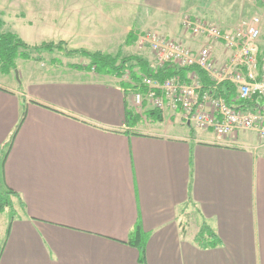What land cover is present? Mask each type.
I'll return each instance as SVG.
<instances>
[{
    "label": "crops",
    "instance_id": "0c3cea01",
    "mask_svg": "<svg viewBox=\"0 0 264 264\" xmlns=\"http://www.w3.org/2000/svg\"><path fill=\"white\" fill-rule=\"evenodd\" d=\"M10 1L0 0V32L37 43L46 36L20 27L42 24L54 31L50 42L122 56L134 54L129 33L165 31L182 7V0ZM233 14L210 20L228 29L241 13ZM238 18L232 26L245 17ZM223 48L214 53L220 65L228 62ZM51 54L67 65L89 62ZM50 61L17 58L14 70L0 72V182L14 192L12 218L0 212V264H264V145L254 132L218 136L169 105L152 120L150 105L135 106L127 79L71 66L37 71ZM202 224L217 244L196 242Z\"/></svg>",
    "mask_w": 264,
    "mask_h": 264
},
{
    "label": "built area",
    "instance_id": "2783aa9c",
    "mask_svg": "<svg viewBox=\"0 0 264 264\" xmlns=\"http://www.w3.org/2000/svg\"><path fill=\"white\" fill-rule=\"evenodd\" d=\"M260 24L261 18L257 15L241 19L230 29L184 18L185 29L194 34L205 33L224 45L228 51V62L223 65L215 63L209 46L194 51L179 40L154 31L141 33L136 40L141 48L146 46L150 52L153 68L164 63L176 67L197 65L215 85L228 81L245 107L229 105L215 92L201 91L195 73H188L185 82L177 75L164 82L143 77L146 91L134 93L135 106L141 110L145 103L161 111L167 105L179 107L187 123L194 128L211 129L218 136L252 131L260 145H264V51L259 45Z\"/></svg>",
    "mask_w": 264,
    "mask_h": 264
},
{
    "label": "trees",
    "instance_id": "16d2710c",
    "mask_svg": "<svg viewBox=\"0 0 264 264\" xmlns=\"http://www.w3.org/2000/svg\"><path fill=\"white\" fill-rule=\"evenodd\" d=\"M2 20L0 19V27ZM136 35L129 33L125 40V44H133L136 39ZM42 52H58L64 56H85L89 59V63L86 65H73L76 68L93 70L101 74H110L119 78H123L125 75L128 77V81L123 82L125 88H129L135 92L144 93L146 86L142 83L143 77H149L153 80L164 82L166 79L177 75L181 81L187 80L188 73H195L201 85V91L215 92L217 95L224 97L225 101L229 105L236 106L238 108L245 107L244 101L236 97L234 87L228 81H221L216 84L210 79L208 74L199 66L191 65L185 67H176L169 63H164L162 66L153 68L149 62L138 54H131L122 56L121 53L115 55L104 54L102 52H91L85 49H69L65 41L58 42H42L36 45H30L23 41L17 34L6 31L0 32V72L7 74L16 68V59H34L42 60ZM35 54L34 56L32 54ZM213 86H216L214 89ZM25 110L23 109L20 114L19 121L13 130L9 143L14 138L18 128L22 124L25 117ZM162 111L159 109H148L145 111L147 118L152 120H162ZM128 119V113H126ZM6 158V153L0 156V171L3 167ZM13 191L4 188L0 182V212L8 209L10 217L12 218V202L11 195ZM135 233L138 235L139 228H134ZM133 231V234H134ZM196 242L199 245H215L218 243V239L215 237V233L209 229L206 224H202L200 230L196 236ZM3 243L0 246V252L2 250ZM140 259H143V246L139 245Z\"/></svg>",
    "mask_w": 264,
    "mask_h": 264
},
{
    "label": "rangeland",
    "instance_id": "374dc122",
    "mask_svg": "<svg viewBox=\"0 0 264 264\" xmlns=\"http://www.w3.org/2000/svg\"><path fill=\"white\" fill-rule=\"evenodd\" d=\"M19 1L20 0H17V1L11 0L10 4L14 5L15 2H19ZM63 1H65V0H35V2H37L36 4H38V2H40V4L43 3V5L48 4V3L52 4L53 2H63ZM200 7H202V8H200ZM143 11L144 10L142 8H139V14H138V18H137L138 20L142 19V12ZM201 11L204 12L205 16H200ZM226 12H229L231 14H233V13L238 14L240 12L241 13L240 15H242V17H245V18L254 16V15L259 16L261 18L260 39H262L261 43L259 42L261 45L260 44L259 45H260L261 49H264V6L260 0H182V7H181L180 12L177 15L170 14L169 18H167V20L165 21V24H166L165 31L163 29H160L158 26H155L151 29L147 28V29L143 30L142 33L147 32V31H154V32L160 33V34L165 35V36L168 35V37L179 40L181 43H183L187 47L191 48L192 50L194 49V51H197L198 49L209 46L213 60L215 61V63L217 65H220V63H218L216 58H214V53L223 52L224 48H223V45L220 43V41H214V40L210 39L208 37V35L205 33H200V34L192 33L191 30L185 29V27L183 26V20L185 17H187L193 22H204L206 24L216 25L217 27L221 28L224 26H220L219 24L211 21L210 19H212V14L213 15H223ZM240 15H238L236 17L234 16L235 19L233 21V24H235L237 22V20L239 19L238 17ZM233 24L226 25L225 28L227 27L228 29H230V28L237 25L236 24V25L232 26ZM230 26H232V27H230ZM22 28L23 27H20V29L22 31L26 30L27 34H32V35L35 34L36 36H38V35L46 36L45 41L40 40L37 43H35L36 41L35 42L31 41L33 39H31V40L26 39V43H30L31 45H36V44H40L42 42H50L52 40V36H53L52 32H54V31L53 30L51 31L50 28H48L42 24H38L37 26H34V27H27L26 26L25 29H22ZM140 34L141 33H139L138 36ZM48 36H51V38H47ZM134 46H135V50H134V48H131L130 51L134 54H138V55L142 56L143 58H145L149 62V64H151L150 61L152 59V56H151V54L149 55L148 53H145V51L147 50L145 48L146 46H143L141 48L138 45V42H136L134 44ZM45 53H48V54L56 53V54H59L61 56H64L58 52H42V58L46 59V60L51 59V61H50L51 63H49V64L48 63L47 64L46 63H38L36 66L34 64H32L31 65L32 67L35 66V67L41 69V70H37L38 72L43 71V73L49 74V73L53 72L54 68L61 69V67H65V66L74 67L73 66L74 64L67 65V63L64 62L63 58H61L60 56L54 57V55L51 54V56H52L51 57L50 55L45 54ZM32 55L34 56L35 54L33 53ZM77 56H79V55H77ZM66 57H68V56H66ZM72 57H74V56H72ZM42 60H39V61H42ZM84 60L86 61V59H84ZM67 61H71V60L69 59ZM76 61H77V59H76ZM223 64H221V65H223ZM35 67H34V69H35ZM55 71H57V70H55ZM123 79L128 80V77L125 75L123 77ZM139 111L141 112L142 110L139 109Z\"/></svg>",
    "mask_w": 264,
    "mask_h": 264
}]
</instances>
